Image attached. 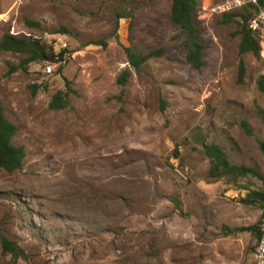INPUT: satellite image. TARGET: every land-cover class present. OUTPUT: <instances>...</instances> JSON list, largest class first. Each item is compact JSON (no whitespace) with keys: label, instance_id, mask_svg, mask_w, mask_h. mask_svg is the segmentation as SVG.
I'll list each match as a JSON object with an SVG mask.
<instances>
[{"label":"rangeland","instance_id":"374dc122","mask_svg":"<svg viewBox=\"0 0 264 264\" xmlns=\"http://www.w3.org/2000/svg\"><path fill=\"white\" fill-rule=\"evenodd\" d=\"M171 1L0 0V38L36 37L67 50L61 62L25 69L23 54L0 52L4 113L25 151L20 169H0V241L24 256L0 242V264L253 263L256 239L231 230L264 220L258 206L239 201L264 191V94L255 84L264 56L243 55L239 84L240 35L212 11L223 0H197L203 50L193 68ZM128 47L162 52L136 72ZM61 90H69L67 105L50 108ZM209 143L258 176L210 179Z\"/></svg>","mask_w":264,"mask_h":264},{"label":"trees","instance_id":"16d2710c","mask_svg":"<svg viewBox=\"0 0 264 264\" xmlns=\"http://www.w3.org/2000/svg\"><path fill=\"white\" fill-rule=\"evenodd\" d=\"M264 4V0H260ZM197 0H172L170 6V18L173 23L186 34L184 48L186 50L185 59L195 69L202 64L201 56L203 44L198 36L200 30L195 20L197 10ZM253 11L244 8L237 12L221 14L222 24L233 23L236 27V33L240 35L238 44V64H237V82L244 83L246 73V63L243 55L252 54L256 59H260V43L256 34L249 28L248 20L252 16ZM118 18L129 16L128 12L117 13ZM25 23L32 27H38V22L25 19ZM65 31V30H64ZM10 51L23 54L18 66L23 69L31 62H61L64 59L66 48L53 50L52 46L46 44L40 38L30 36H17L8 32L4 33L0 38V52ZM127 61L129 65L136 71H140L143 64L151 57L161 54L162 49H151L147 52H141L132 48H125ZM18 66L11 67L12 71ZM130 72L124 70L118 77V83L124 84ZM68 83V82H67ZM256 88L264 94V76L260 75L255 81ZM33 93L35 88L34 85ZM69 90L56 92L49 102V107L53 109L64 108L67 103V95ZM241 127L247 135H252V130L246 119L241 120ZM17 133V127L5 115L2 100L0 97V169L6 172H12L20 169L25 151L23 146L16 145L13 141ZM260 150L264 155V141H258ZM203 152L209 160L207 175L210 179H219L221 177H245L258 176L256 170L250 166L242 164H233L228 160L226 152L216 143L204 144ZM239 201L245 205L258 206L264 213V191L249 190L246 194L239 198ZM250 231L253 237L258 239L260 235V226L255 223L250 226H241L232 229V233L240 231ZM1 246L3 250L11 253L15 258L23 257V250L14 242L9 241L5 237H1Z\"/></svg>","mask_w":264,"mask_h":264},{"label":"built area","instance_id":"2783aa9c","mask_svg":"<svg viewBox=\"0 0 264 264\" xmlns=\"http://www.w3.org/2000/svg\"><path fill=\"white\" fill-rule=\"evenodd\" d=\"M244 8L253 11L248 20V26L258 37L260 53L264 56V4H261L260 0H223L216 4L212 11L223 14L237 12ZM47 71H50V67H47ZM252 259V264H264V220L260 224V235L252 252Z\"/></svg>","mask_w":264,"mask_h":264}]
</instances>
